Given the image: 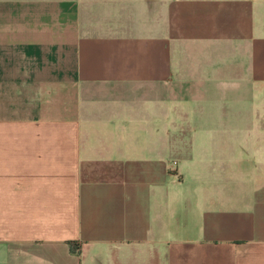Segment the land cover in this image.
I'll return each instance as SVG.
<instances>
[{"label": "crops", "instance_id": "obj_1", "mask_svg": "<svg viewBox=\"0 0 264 264\" xmlns=\"http://www.w3.org/2000/svg\"><path fill=\"white\" fill-rule=\"evenodd\" d=\"M264 0H0V264H264Z\"/></svg>", "mask_w": 264, "mask_h": 264}, {"label": "rangeland", "instance_id": "obj_2", "mask_svg": "<svg viewBox=\"0 0 264 264\" xmlns=\"http://www.w3.org/2000/svg\"><path fill=\"white\" fill-rule=\"evenodd\" d=\"M260 13H263V15H264V9H259L258 10Z\"/></svg>", "mask_w": 264, "mask_h": 264}]
</instances>
